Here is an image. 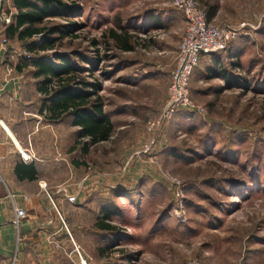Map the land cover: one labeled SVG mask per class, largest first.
I'll return each instance as SVG.
<instances>
[{
    "label": "rangeland",
    "instance_id": "obj_1",
    "mask_svg": "<svg viewBox=\"0 0 264 264\" xmlns=\"http://www.w3.org/2000/svg\"><path fill=\"white\" fill-rule=\"evenodd\" d=\"M172 1L78 0L79 16L49 18L38 25L44 30H67L75 23L71 33L54 34L52 48L34 54L17 42L9 59L38 55L54 60L65 55L82 68L77 79L99 85L104 111L128 97L149 105L127 119L139 129L136 139L131 127L115 131L109 141L90 148L83 157L85 178L102 182L116 177L109 194L95 190L99 215L85 210L79 219L82 227L94 223L100 233L80 229L84 245L78 246L88 264H183L189 259L200 264H264V0H197L202 7H217V21L212 24L245 22L253 29L229 48L235 54L229 66L225 60L230 84L221 80L225 85L219 92L206 97L194 91L191 82V98L204 108L205 116L191 112L175 116L163 133L156 158L149 162L136 153L149 140L146 123L160 111L164 97L156 103L155 94L146 87L128 92L123 84L136 67H144L145 58L154 57V50L145 47L154 49L155 41L167 35L163 27L184 20ZM14 10L10 0H0V13L14 14ZM110 30L131 36L133 50L119 49L107 37ZM43 37L41 32L30 42L41 43ZM31 71L23 72L33 80ZM55 87L54 83L51 88ZM200 88L202 94L206 88L205 93L216 89ZM138 143L142 144L136 150ZM126 153L132 154L127 167ZM136 159L141 164H135ZM177 190L182 198L176 196ZM100 221L109 228L96 225Z\"/></svg>",
    "mask_w": 264,
    "mask_h": 264
},
{
    "label": "crops",
    "instance_id": "obj_2",
    "mask_svg": "<svg viewBox=\"0 0 264 264\" xmlns=\"http://www.w3.org/2000/svg\"><path fill=\"white\" fill-rule=\"evenodd\" d=\"M216 21L217 14L209 23ZM184 26V20L169 22L163 27L164 29L162 28L163 31H167V35L163 39H157L159 42L155 41L154 49H150V45L145 47L148 51L154 50L157 55L145 58L142 63L143 68L136 67L128 74L130 81L123 84L131 90L128 92L142 91L143 87H146L150 93L155 94L153 97L156 103L165 98L164 93L170 82V73L174 67L177 45ZM4 38L2 29L0 30V154L3 158L0 161V264H70L67 254L71 253L72 245L47 195L51 196L69 231L74 232L75 239L72 237L75 243L84 245L80 229H87L92 234L100 233L94 230V223H87L82 227L79 219L83 218L85 210L99 215V208L94 205H98V202L93 200L97 194L95 190L102 189V195L106 194L105 192L109 194L108 188L116 186L114 181L116 177L102 179L104 183L93 177L85 178L81 142L75 138L77 128L71 126L69 119L48 121L44 115L39 114L41 96L36 91L35 79L30 80L24 72L17 73L11 68L10 56L6 53L10 54L14 51L17 42L8 40L3 49L1 41ZM230 47L231 45L224 54L205 55L200 58L191 76L190 88L192 82L193 88H196L194 91L201 95L205 94L206 97L219 92V89L225 85L222 81L226 82L229 77L225 60L229 62V66L235 55L232 51L229 52ZM215 80H222V84L215 85L213 83ZM202 85L216 89L205 93L209 91L206 88L202 94L200 88ZM133 100L128 97L111 111H104V108L103 111L107 112L114 126L113 133L131 127L136 139L139 129L137 127L133 129L127 119L136 117L137 112L149 105ZM179 114L181 113L177 115ZM123 116L125 119H122ZM117 121L123 124L116 125ZM162 139L164 140V136ZM163 140L159 147L162 146ZM141 144L138 143L139 147L134 148L139 149ZM16 146L29 151L34 159L30 162L22 161L14 152ZM127 148L126 150L130 149ZM127 153L123 155L127 161V163L125 161L126 167L132 160V154L127 156ZM141 158L147 160L148 155L142 154ZM140 162L142 160H135V164H141ZM30 166L36 172L35 179L29 178ZM120 184L122 181L118 182V185ZM43 185L46 191L43 190ZM71 195H76L73 204L66 201ZM16 207L26 212V217L18 228L12 223ZM59 245L62 248H59ZM96 246L101 244L96 243ZM102 251L100 249L99 252Z\"/></svg>",
    "mask_w": 264,
    "mask_h": 264
},
{
    "label": "trees",
    "instance_id": "obj_3",
    "mask_svg": "<svg viewBox=\"0 0 264 264\" xmlns=\"http://www.w3.org/2000/svg\"><path fill=\"white\" fill-rule=\"evenodd\" d=\"M10 1L16 12L11 16V22L2 27L3 35L9 41L22 43L25 50L33 54L50 50L53 46L52 36L54 34L63 32L69 34L76 26L75 23H71L67 30L61 27L44 30L38 28V25L49 18L77 17L81 12L78 0ZM203 8H205L207 22H210L216 14L217 7ZM41 32L44 33L41 43L30 42L34 35ZM107 37L113 40L122 51L133 50L129 43L131 36L110 30ZM6 54L9 55V53ZM9 64L17 73H22L28 68L32 69V77L36 80V91L41 95L39 114L44 115L48 121L69 119L71 126L77 128L75 138L81 142L83 156L88 155L90 148L111 139L114 126L103 111V102L97 93L99 85L97 83L87 84L84 80L77 79V74L82 73V68L76 63L65 55L54 60L37 55L29 58L20 56L17 61H11ZM234 65L236 66L237 63ZM229 78L226 79L227 84H230ZM54 83L56 87L52 89L51 86ZM87 88L91 89L87 91ZM28 173L29 178H36V172L32 166L28 167ZM105 209L110 211L115 208ZM105 224L100 221L96 225L109 228Z\"/></svg>",
    "mask_w": 264,
    "mask_h": 264
},
{
    "label": "built area",
    "instance_id": "obj_4",
    "mask_svg": "<svg viewBox=\"0 0 264 264\" xmlns=\"http://www.w3.org/2000/svg\"><path fill=\"white\" fill-rule=\"evenodd\" d=\"M172 3L173 7L182 15L185 28L178 44L174 67L170 73V82L160 111L153 118L149 119L145 126V130L149 135V140L143 145L141 151L136 153L148 155L149 162L154 161L156 158L157 151L161 147H159V144L162 142L165 128L178 113L191 112L200 117L206 114L204 108L197 105L190 95L191 76L200 58L205 55L225 52L229 45L242 33L252 28L250 24L245 22L235 26L215 25L207 22L205 9L197 0H173ZM12 14L13 13H0V24L3 26L8 25L11 22ZM7 43L8 40L6 38L2 39L1 46L3 49ZM29 57V55L26 56V58ZM14 152H16L24 162L33 160V156L27 150L17 147ZM2 158L3 155L0 154V161ZM173 183L175 188L178 189L179 184ZM42 188L46 191L44 185ZM176 196L182 198V193L177 190ZM47 198L56 211L62 228L71 242L72 251L67 254L70 264H88L79 246L75 243L64 218L55 207L51 196L47 195ZM75 200L76 195H71L66 198V201L70 204H73ZM25 217L26 212L22 208L16 207L14 208L12 223L18 228ZM59 248H62L61 245H59ZM183 264H200V262L196 259H189Z\"/></svg>",
    "mask_w": 264,
    "mask_h": 264
}]
</instances>
